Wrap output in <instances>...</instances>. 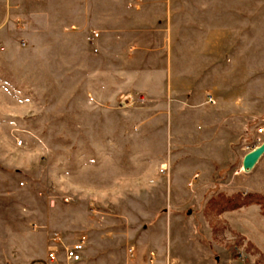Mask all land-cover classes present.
<instances>
[{
    "label": "rangeland",
    "instance_id": "1",
    "mask_svg": "<svg viewBox=\"0 0 264 264\" xmlns=\"http://www.w3.org/2000/svg\"><path fill=\"white\" fill-rule=\"evenodd\" d=\"M132 2L134 28L174 17L227 36L225 104L207 116H222L228 131L178 155L180 142L165 165L157 161L163 139L136 128L150 102L119 107L132 92L151 98L120 72L109 91V75L98 71L96 47L119 71L132 42L110 40L88 11L82 25L63 26L72 7L62 0H0V177L16 183L12 193L0 190V201L22 207L19 247L15 255L4 249L0 264H30L46 256L52 232L83 230L97 247L89 253L95 264H264V156L252 171L242 168L264 141V0ZM67 33L75 34L69 48ZM193 158L199 166L173 173ZM61 256L52 264H75Z\"/></svg>",
    "mask_w": 264,
    "mask_h": 264
},
{
    "label": "crops",
    "instance_id": "2",
    "mask_svg": "<svg viewBox=\"0 0 264 264\" xmlns=\"http://www.w3.org/2000/svg\"><path fill=\"white\" fill-rule=\"evenodd\" d=\"M62 2L64 9L67 4L66 8L72 7L68 22L63 23V26H65L64 24L67 27L82 25L84 13L88 11L95 13L98 18L93 24L105 26L104 29H107V36L110 40L117 41L124 38L132 42V54L126 62L123 59L124 68L121 66L122 70L119 71L117 67L120 65L117 64L116 58L111 55L106 57L103 49L96 47L95 51L100 52L98 56L103 61V65H99L98 71L109 75V91L116 86V73L120 72L124 73L127 85L134 82L133 86L136 91L151 98L150 107L143 111L148 116L141 119L140 126L136 128L137 132L148 133V135L163 139L162 147H159L158 144V149L155 151L157 161H161L165 165L166 153L168 151L171 155L175 153L174 148L180 142L187 149L190 146H197V143L204 139L214 137L217 141L221 138V132L228 131V127L221 123L222 116H218L216 119L214 117V119H210L207 116L208 112H212V106L219 107L225 104L224 89L228 85L230 72L227 36L223 42L222 33L213 34L212 30L211 33H208V28L204 24L195 26L182 24L180 19L174 17L164 18L157 24L158 26L134 28V19L131 16L135 7H133L132 0L125 2L95 0V3L94 0H62ZM117 11H121L118 12L122 14L121 18H118ZM31 24L35 28L41 26L39 22L35 25L33 20ZM96 32L99 33L98 37H95ZM91 34L95 41L102 39V33L98 29H94ZM62 36L63 42L66 43L65 46L69 48L68 43L72 41L71 38L75 34L67 33ZM23 41L27 45V40ZM208 94L213 95L216 100L215 104L207 102ZM231 101L238 106L237 98ZM151 113H155V115H151ZM151 130L152 133L149 132ZM166 138H169L170 143L165 141ZM186 149L182 148L180 152H177L178 155L192 151ZM175 156L177 155L173 154L170 158H175ZM193 164H197L194 158L189 162L186 160L175 166L173 173L178 168ZM197 166L199 165L197 164ZM12 178L14 177L9 176L6 180L4 177H0V190L12 193L13 185L16 184H11ZM170 186L173 185L170 184ZM172 191L173 189L170 196L174 193ZM10 204L0 201V258L4 256V249L10 250L11 255H15L17 252L15 248L19 247V232L14 228L19 224V212L22 207L15 200ZM25 209L23 208L24 211ZM10 217H12L11 222L8 221ZM53 233L58 232H52V235ZM90 233L83 230L65 235V237L61 236V242L54 244L47 239L46 251L48 253L49 247L55 245L59 249L58 258L62 255V259L69 261L66 259L63 248L66 245L74 244L81 236H86L87 241L82 259L71 262L95 264V261L89 260V253L97 248ZM130 252L133 253L132 248Z\"/></svg>",
    "mask_w": 264,
    "mask_h": 264
},
{
    "label": "built area",
    "instance_id": "3",
    "mask_svg": "<svg viewBox=\"0 0 264 264\" xmlns=\"http://www.w3.org/2000/svg\"><path fill=\"white\" fill-rule=\"evenodd\" d=\"M98 36H99V33L96 32L95 37H98ZM21 44L23 46H25L26 42L22 41ZM0 47H1V45H0ZM149 102H150V100L146 99L140 93L132 92L123 98V100L119 104V107L121 109H124V108L134 107L136 105H146ZM207 102L210 104L216 103V100L212 94L207 95ZM22 143H23V141L20 139L18 141V144L21 145ZM61 240H62V238L60 237L59 233H53L52 240H51L53 244L59 243V242H61ZM86 241H87V237L81 236L80 239H78V241H76L74 244L69 245V246H65L64 252H65L66 259L69 261H80L82 259L83 250L86 246ZM58 252H59V249L55 245H52L49 247L46 258L35 259L31 262V264H52V263H55L58 260Z\"/></svg>",
    "mask_w": 264,
    "mask_h": 264
},
{
    "label": "water",
    "instance_id": "4",
    "mask_svg": "<svg viewBox=\"0 0 264 264\" xmlns=\"http://www.w3.org/2000/svg\"><path fill=\"white\" fill-rule=\"evenodd\" d=\"M263 156H264V141L244 155L242 160L243 170L245 172L252 171Z\"/></svg>",
    "mask_w": 264,
    "mask_h": 264
},
{
    "label": "bare ground",
    "instance_id": "5",
    "mask_svg": "<svg viewBox=\"0 0 264 264\" xmlns=\"http://www.w3.org/2000/svg\"><path fill=\"white\" fill-rule=\"evenodd\" d=\"M243 168V167H242Z\"/></svg>",
    "mask_w": 264,
    "mask_h": 264
}]
</instances>
